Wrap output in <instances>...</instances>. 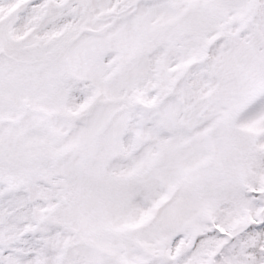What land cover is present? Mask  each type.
<instances>
[{
	"label": "snow or ice",
	"instance_id": "obj_1",
	"mask_svg": "<svg viewBox=\"0 0 264 264\" xmlns=\"http://www.w3.org/2000/svg\"><path fill=\"white\" fill-rule=\"evenodd\" d=\"M0 264H264V0H0Z\"/></svg>",
	"mask_w": 264,
	"mask_h": 264
}]
</instances>
